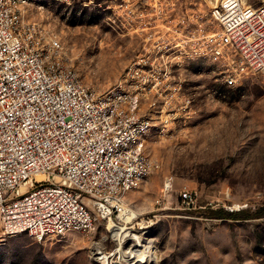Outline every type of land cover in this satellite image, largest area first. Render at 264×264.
I'll list each match as a JSON object with an SVG mask.
<instances>
[{
    "label": "rangeland",
    "instance_id": "1",
    "mask_svg": "<svg viewBox=\"0 0 264 264\" xmlns=\"http://www.w3.org/2000/svg\"><path fill=\"white\" fill-rule=\"evenodd\" d=\"M222 1L52 0L24 10L26 21L60 38L82 83L97 92L128 89L138 55H159L163 40L173 48L165 65L157 59V85L143 102L145 112L154 113L145 138L153 172L125 198L133 213L154 218L144 238L135 231L153 252L144 264H264V72L228 87L221 64L196 53L198 30H218L211 11ZM135 8L144 14L135 15ZM168 178L170 203L158 208ZM184 188L197 194L190 208L180 200ZM231 213L241 214L229 219ZM112 228L100 222L88 236L42 241L0 235V264H101L97 248L119 247ZM128 236L125 251L136 244Z\"/></svg>",
    "mask_w": 264,
    "mask_h": 264
},
{
    "label": "built area",
    "instance_id": "2",
    "mask_svg": "<svg viewBox=\"0 0 264 264\" xmlns=\"http://www.w3.org/2000/svg\"><path fill=\"white\" fill-rule=\"evenodd\" d=\"M47 1L52 0H0V235L27 234L39 241L88 236L98 223L113 222L132 224L128 235L137 243L135 231L145 236L154 218L126 209L125 198L153 172L145 138L154 113L147 114L143 102L157 85V59L165 65L173 48L163 40L156 46L159 55H138L128 89L120 85L97 92L82 83L60 38L25 20L27 6ZM138 11L133 13L144 14ZM211 17L218 30H198V57L220 63L228 87L264 72V0L259 6L223 0ZM172 191L168 178L155 202L158 208L170 203ZM180 200L190 208L197 194L184 188ZM124 239L121 244L116 238L115 250L97 248V260L129 264Z\"/></svg>",
    "mask_w": 264,
    "mask_h": 264
},
{
    "label": "bare ground",
    "instance_id": "3",
    "mask_svg": "<svg viewBox=\"0 0 264 264\" xmlns=\"http://www.w3.org/2000/svg\"><path fill=\"white\" fill-rule=\"evenodd\" d=\"M131 216L132 214H130L129 219L131 218ZM110 226L113 227L111 229V232L115 233L113 237L115 236L116 238H118L122 244L124 237L129 233L127 232L128 229L125 227L119 228V225L113 222L110 223ZM135 239L137 240V243L130 250L126 252L125 249L123 248V245H121L122 252L124 254V259L126 261H129L130 264H144L146 258H148V260L151 259L150 256L153 254V252L151 251V247H148L147 245L144 247V245L140 241V238L135 237Z\"/></svg>",
    "mask_w": 264,
    "mask_h": 264
},
{
    "label": "trees",
    "instance_id": "4",
    "mask_svg": "<svg viewBox=\"0 0 264 264\" xmlns=\"http://www.w3.org/2000/svg\"><path fill=\"white\" fill-rule=\"evenodd\" d=\"M241 213H239V214H233V213H231V214H229V219H233V218H235L236 217V215H240Z\"/></svg>",
    "mask_w": 264,
    "mask_h": 264
}]
</instances>
